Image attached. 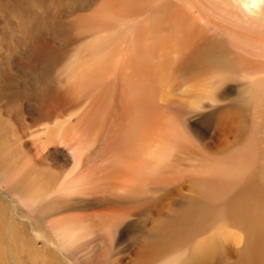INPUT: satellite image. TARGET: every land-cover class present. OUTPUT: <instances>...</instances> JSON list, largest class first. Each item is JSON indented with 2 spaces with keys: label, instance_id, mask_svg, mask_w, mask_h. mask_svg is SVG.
Wrapping results in <instances>:
<instances>
[{
  "label": "bare ground",
  "instance_id": "6f19581e",
  "mask_svg": "<svg viewBox=\"0 0 264 264\" xmlns=\"http://www.w3.org/2000/svg\"><path fill=\"white\" fill-rule=\"evenodd\" d=\"M66 1L84 10L74 16L81 45L52 49L76 51L80 61L50 91L41 83L33 101L26 64L16 58L12 76L0 61L5 78L34 102L33 119L22 123L39 170L16 191L20 217L7 214L0 180V264H23L30 254L20 206L68 249L100 224L116 235L148 210L157 222L140 236L162 243L142 255L143 264H185L186 249L176 248L205 232L209 240L197 243L189 262L211 264L221 250L236 264H264V0H0V41L11 23L41 50L59 43L62 24L50 11L63 16L56 5ZM39 16L49 22L44 32L33 28ZM3 89L0 76V100ZM251 90L258 92L251 105L234 106L248 103ZM10 96L9 106L24 105L15 90ZM194 116L208 126L199 128ZM247 118L253 125L242 127ZM211 181L230 210L211 213L205 204Z\"/></svg>",
  "mask_w": 264,
  "mask_h": 264
},
{
  "label": "rangeland",
  "instance_id": "374dc122",
  "mask_svg": "<svg viewBox=\"0 0 264 264\" xmlns=\"http://www.w3.org/2000/svg\"><path fill=\"white\" fill-rule=\"evenodd\" d=\"M56 7L60 12H63V16H60L59 13H55V9L50 11L51 14L55 15V19L62 24L63 33L58 40L59 43L48 41V49L41 50L42 46L35 42L36 37L27 36L26 34V42L17 37L24 32L19 26L11 23L5 25L9 34L0 41V61L4 59L3 61L7 62L8 69L11 71L12 76L13 71L17 68L16 58H20L21 63L26 64L22 73H29L27 86L32 91L31 97L33 101L35 92L41 83L45 84V88L50 91L61 75L63 76L71 71L72 68L68 64L70 62L79 63L80 61L76 51L72 56L53 50L52 45L62 48V43L68 40H74V43L70 46L77 45V49L80 47L81 21L79 18L74 19V16L84 13V10L82 7L72 9L71 2L69 1L61 2L56 5ZM40 19L42 18L39 16V21L33 28L38 32H44L49 22L43 19V21H40ZM66 21L69 22L67 23ZM66 28L71 30L69 34L66 33L68 31ZM111 33L113 32L108 31V36L106 38L102 36L104 42H107L112 37L110 35ZM10 51H13V54H10ZM2 67L3 66H0V70L3 69L0 76L7 82L9 89H3V93L7 94V96L5 95V100H0V105H2V107L6 104L5 108L0 106V180L5 186L7 214L20 217L22 212L12 209L15 207V203H13L15 198H18L16 191L18 188L22 187L23 182H28V179L33 178L34 174L39 171L34 167V160L32 158L33 149L31 147L32 141L27 137V132L29 130H27L22 123V119H27V122L30 123V116H32L31 119H33L32 111L34 102L31 97H26L25 93L21 90V86H13L5 78L6 70ZM46 73H49L50 76L48 81L46 79ZM15 80L16 83L20 84L23 79L17 77ZM231 85L230 83V86ZM14 90L17 95H20L23 99L24 105L22 107L8 105L9 98L15 100L14 96H10V94H13ZM231 96L236 98V93L233 92ZM257 97L258 92L251 90L248 103L237 100L234 106L251 105ZM247 109L248 108H245V110ZM205 119L196 120V116H194L191 120L195 121V123L200 122V128L208 126L206 125L207 122ZM201 120H203V122H201ZM250 120L251 118H247L246 121H243L242 127H251L253 123ZM258 127L264 131V123L258 124ZM17 129H20L18 136L14 134ZM237 135L240 136L239 141L243 142L246 132L239 130ZM197 144L201 146L203 140H200ZM14 151L17 153L16 157L14 156ZM28 162L31 164L29 169ZM22 169H26V172L22 173ZM229 175V173H226L220 180H229ZM205 193L211 196V203L210 200L205 203L207 207H211V213L214 210L224 213L231 209L227 198H219L221 189L219 186L213 185L212 181L211 192ZM18 206H20V204H18ZM20 208L23 211V217L20 218L22 221L23 244L30 251L28 257L23 258V264H143L140 261L142 255L162 243L157 239L156 235H152V237L147 240H143V237L140 236L146 233L153 223L157 222V220L154 219L156 214L148 210L142 213H136L123 221L116 235H112L110 229L100 224L98 230L92 233L87 232L84 236L78 237L69 244L73 247L68 249L66 248L68 245L53 237L49 230L48 236V232L39 219H34L33 216L25 213L26 208L23 206H20ZM181 219L182 222H184L183 217ZM222 224H227L224 217L222 218ZM207 227L208 225H203V231H206ZM226 227L230 226L228 225ZM8 229L9 221L7 220L6 232ZM162 232L163 230H159L158 234ZM208 234V232H205L201 236L190 235L187 240L184 241L183 245L176 248L180 249L183 247L186 249L187 258L185 264H205L198 262V258L189 262L188 257L191 250L197 253L194 250L197 243L209 240L210 235ZM241 247L242 245L236 246L237 249ZM236 262L237 260L235 258L224 255L221 250L215 253L211 258V264H236Z\"/></svg>",
  "mask_w": 264,
  "mask_h": 264
}]
</instances>
